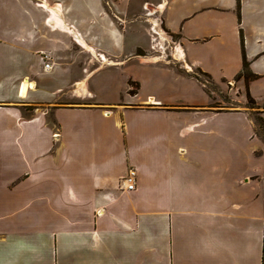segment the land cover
<instances>
[{"label":"crops","instance_id":"0c3cea01","mask_svg":"<svg viewBox=\"0 0 264 264\" xmlns=\"http://www.w3.org/2000/svg\"><path fill=\"white\" fill-rule=\"evenodd\" d=\"M146 1L0 0V264H264V165L245 169L234 145L219 144L236 129L252 136V121L211 110L200 81L146 56ZM155 6L187 58L216 42L235 77L243 35L251 71L264 76V0ZM75 51L78 70L66 64ZM222 114L238 125L219 127Z\"/></svg>","mask_w":264,"mask_h":264},{"label":"rangeland","instance_id":"374dc122","mask_svg":"<svg viewBox=\"0 0 264 264\" xmlns=\"http://www.w3.org/2000/svg\"><path fill=\"white\" fill-rule=\"evenodd\" d=\"M105 2H112L113 0H104ZM115 1V0H114ZM159 1L166 0H149L144 2L143 7L145 12L147 13V33L148 38L145 45L149 50V53H146V56L149 55V58L160 60L163 63L172 64L177 66L181 71L186 72L191 77H197L200 82L205 86V89L209 92L211 100L209 102V106L211 110L223 112V111H242L245 112L249 119L252 121V125L254 128V134L249 136L248 131L236 129L235 136L227 137V135H222L219 138V144L223 147H233L235 146V159L239 162V165H242L243 168L249 169L252 166H263L264 165V154H261V151L257 152V156L253 154V150H258L260 147H264V141L260 138L257 133V119H264V76L257 75L258 77L249 83V87L251 89L252 85V94L255 96L254 99L256 101V107L250 108L247 104L246 97V88L244 78L237 79L236 76L242 71H240L235 77H231L233 75V69L231 66L227 64L229 62H233L234 56L229 55L227 58L222 56L220 52V46L218 43L213 42L211 44H203L196 45L195 47H191L188 50V58L185 56V45L182 42V34L172 32L166 25L164 20V8L155 6ZM254 1V0H251ZM164 3V2H162ZM222 12H228V10H220ZM252 14V15H251ZM207 15H210L207 13ZM249 15L253 16V9L249 10ZM202 14L194 18L191 23L187 26V28L194 32L202 21ZM156 31V33H155ZM131 42V41H130ZM145 43L144 40L141 41ZM181 50L183 56L180 57L178 51ZM75 52L68 53L66 59L67 65L73 66L74 70L79 69V62L73 61V54ZM137 53L139 55H144L145 51L142 48H138ZM90 63L92 68H99L101 66L100 57L92 56L90 57ZM108 60V59H107ZM196 61L198 65L203 66L209 70L210 73H207L200 67H196L192 65L191 62ZM225 60H229L225 62ZM96 62V63H94ZM99 63V64H98ZM137 62L133 61L128 64V68L134 69L133 75H138V71L135 70L137 67ZM233 66V64H232ZM264 69V67H261ZM251 70V69H250ZM119 72L116 69H113V73ZM252 72V71H251ZM120 73V72H119ZM253 73V72H252ZM223 76L231 77V78H222ZM117 78V88L114 89L116 92L121 93L120 97H126V83L124 81V76L120 74H116ZM133 81V80H132ZM129 82V81H128ZM135 82V81H133ZM139 83V82H138ZM128 84V83H127ZM129 87V84H128ZM130 88V87H129ZM132 88V87H131ZM251 92V91H250ZM252 95V96H253ZM91 93L87 98L80 99L82 101H91L92 99ZM152 107V106H147ZM29 110V109H28ZM217 122L219 127L223 128V126H237L238 118L234 119L230 114H222L219 118H217ZM216 126V124H214ZM233 138V140L231 139ZM203 145H208L212 142H207L204 140ZM215 144V143H214ZM218 144V142H216ZM228 149V148H227ZM229 155L227 151H225L224 159ZM233 158V157H232ZM232 158H228L227 160H232ZM223 159V158H222ZM234 159V158H233ZM226 173L229 175L232 173L231 170L226 169Z\"/></svg>","mask_w":264,"mask_h":264},{"label":"trees","instance_id":"16d2710c","mask_svg":"<svg viewBox=\"0 0 264 264\" xmlns=\"http://www.w3.org/2000/svg\"><path fill=\"white\" fill-rule=\"evenodd\" d=\"M241 44H242V58H243V67H242V71L236 76L237 79L239 78H244L245 81V88H246V97H247V104L249 105L250 108H255L256 107V101L254 99V97L252 96L251 92H250V87H249V83L253 80H255L258 76L255 75L254 73L251 72L250 67H249V63L247 61L246 55H245V51H244V39H243V35L241 36ZM198 81H200L197 77H195ZM129 84V91L128 93L130 95H136L139 92L140 89V84L138 82H133L132 80H129L128 82ZM132 87V88H131ZM207 91V90H206ZM207 93L209 94V92L207 91ZM210 95V94H209ZM257 135L262 138V140L264 141V119H257Z\"/></svg>","mask_w":264,"mask_h":264},{"label":"built area","instance_id":"2783aa9c","mask_svg":"<svg viewBox=\"0 0 264 264\" xmlns=\"http://www.w3.org/2000/svg\"><path fill=\"white\" fill-rule=\"evenodd\" d=\"M50 58L47 55H44L43 57V61H44V68L46 70L51 69L52 65L49 62ZM136 178H137V171L135 168H130L128 170V173L126 175V177L124 178V189L128 190V191H133L136 188Z\"/></svg>","mask_w":264,"mask_h":264},{"label":"bare ground","instance_id":"6f19581e","mask_svg":"<svg viewBox=\"0 0 264 264\" xmlns=\"http://www.w3.org/2000/svg\"><path fill=\"white\" fill-rule=\"evenodd\" d=\"M156 33V32H155Z\"/></svg>","mask_w":264,"mask_h":264}]
</instances>
